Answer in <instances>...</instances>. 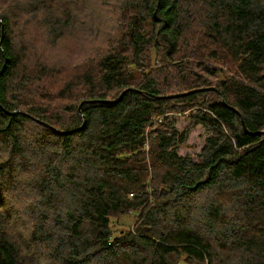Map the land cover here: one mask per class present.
Wrapping results in <instances>:
<instances>
[{
	"label": "trees",
	"instance_id": "obj_1",
	"mask_svg": "<svg viewBox=\"0 0 264 264\" xmlns=\"http://www.w3.org/2000/svg\"><path fill=\"white\" fill-rule=\"evenodd\" d=\"M191 1L131 0L120 39L71 70L17 46L27 24L0 14V264H264V0ZM40 2L65 16L38 19L58 41L73 4ZM191 31L192 58L176 59ZM184 112L205 134L198 161L176 152L189 128L169 115ZM33 156L42 167L30 177ZM22 175L37 178L41 212ZM52 185L68 190L64 204L46 195ZM208 191L237 209L211 200L195 218ZM221 214L235 228L213 243Z\"/></svg>",
	"mask_w": 264,
	"mask_h": 264
},
{
	"label": "rangeland",
	"instance_id": "obj_2",
	"mask_svg": "<svg viewBox=\"0 0 264 264\" xmlns=\"http://www.w3.org/2000/svg\"><path fill=\"white\" fill-rule=\"evenodd\" d=\"M14 1H18L20 5L19 11H17L18 7L13 4V0H11V4H8L7 0H0V14L5 15L6 18H14V20L16 19V21H20V23L23 22L27 24V29L23 31V33H16L13 35L16 45L24 47L26 51L31 50L32 47L36 48L39 52L41 51L45 54L43 56H48L51 59L59 61L61 66L66 67L70 70L72 68H76L80 64V62L82 63L83 61H91L97 55V50H100L107 46H112L120 39L122 27H125V23L129 21L130 17L132 16L130 11H125V9H127L129 6H133V4H130L131 0H67L69 1V3L73 4V6L68 10L70 18L72 17L70 28L67 29L60 40L54 41V39H51L48 36L47 32H45V29H42L41 25L38 22V19H43V15L47 19H49L48 14L45 13V11H49L51 15H53V17L51 18V22H55L60 19V22L63 21L61 25L65 26V16L62 14V12L60 10L51 11L49 10V8H41L40 0H38V3H34L32 0ZM185 4L186 10L188 11V9L192 7L193 2L191 0H187ZM8 7H12V11L8 10ZM33 10H35L34 15L29 14V12ZM140 16H144V13L142 11L140 13ZM130 21L133 23L131 19ZM14 30L17 31V29ZM196 42V32L191 31L178 44L179 49L178 53L175 54V58H192V53L197 46ZM158 60H160V58L157 55L156 57L153 55L152 65L158 67L159 63H156L158 62ZM69 76L55 74L56 79H66ZM188 116V112H184L170 114L169 118L174 121L175 127L178 132H181L185 128H189L191 124L190 118ZM204 140L205 134L200 126L189 128L186 142L182 145L177 146L176 152L181 156L189 155L193 161H198V154L200 153ZM29 146L30 148L28 147V149L25 146V150L27 149V152H33V148H31V145ZM35 157L36 156H33L32 158L28 159L29 163L26 165V168H28L27 170H29L31 173L30 177L32 176L33 171L35 174H37L39 169H41L42 167L41 162H39ZM76 158L79 157L77 156ZM76 158L74 159V162L72 164L73 169L75 167L74 164L77 163ZM26 168H24V170ZM53 168V165L48 166L47 169H49V174L52 172ZM45 170L46 169H43L42 171L44 172ZM82 170L84 173H86L90 170V168L86 169L85 167L82 168ZM21 178L22 182L23 179L27 180V182H25L24 180L21 186L24 187V184H26L27 186V194L30 195L27 200V202L30 203L29 207L35 212H41L42 210L41 208H39V204L36 201L44 198V196L42 195V198L34 196L35 187L37 185V182L35 181L37 178L35 177L33 181L30 180V178L26 175H22ZM63 180L65 181V177H63L62 181H60V186H62ZM48 188L49 189L46 193L47 196H55L56 201L58 199L57 203H65V197L68 193V190L66 191L64 190V188L62 189V187H59L57 185H52ZM74 198H76V196ZM211 200L213 203L215 201V205L216 202H218L219 206L224 208L223 211L218 207V210L216 211L217 205L213 208L215 213H218V215L219 212L222 211L223 213H225V210H228L231 211V216L233 211H235V209H237L238 207L233 204V200L230 196H227V194L219 193L217 191H208L204 195H202L201 198L199 197L195 199V203L197 204V206H195V208L193 209L195 218L201 217V213H203L201 212V207ZM190 205L191 204H188V211ZM171 213V211H168L166 213V216L171 217ZM203 214H205V211ZM175 216L176 215H173V217ZM52 217H54V215H52ZM190 218L191 215L189 216V219ZM224 218L225 216L221 214V217L219 216V218L217 219V221L220 222L213 223L214 225H217V227L213 229L210 235H208L209 240L213 243L219 242L220 237L223 236L226 231H231L235 228L230 224H225L224 222L227 221ZM130 220V215L124 218H119L117 223L115 222V220H112L111 229L113 230L114 234H119L120 229H124L123 231H125L128 224L130 223ZM197 222H199V220H197ZM207 225L209 224H205L204 227H206ZM232 255L235 254L233 253ZM235 262L236 264H238L237 259L235 260Z\"/></svg>",
	"mask_w": 264,
	"mask_h": 264
},
{
	"label": "water",
	"instance_id": "obj_3",
	"mask_svg": "<svg viewBox=\"0 0 264 264\" xmlns=\"http://www.w3.org/2000/svg\"><path fill=\"white\" fill-rule=\"evenodd\" d=\"M204 90H208V89H201V90H198V91H204ZM210 90H214V88L213 89H210ZM125 92V91H124ZM194 92H196V91H191V93H194ZM123 93H121V95H122ZM187 93H184V94H182V95H186ZM39 123H41L42 125H46V124H44V123H42V122H39Z\"/></svg>",
	"mask_w": 264,
	"mask_h": 264
},
{
	"label": "bare ground",
	"instance_id": "obj_4",
	"mask_svg": "<svg viewBox=\"0 0 264 264\" xmlns=\"http://www.w3.org/2000/svg\"><path fill=\"white\" fill-rule=\"evenodd\" d=\"M171 22H172V21H171ZM128 91H130V89L126 90L125 92H128ZM27 239H28V238H27ZM36 242H37V241H36ZM27 244H28V243H27ZM27 244H26V245H27ZM35 245H36V244H35Z\"/></svg>",
	"mask_w": 264,
	"mask_h": 264
}]
</instances>
